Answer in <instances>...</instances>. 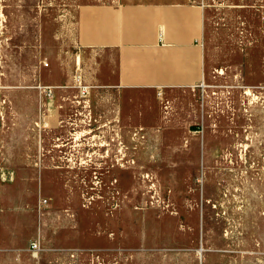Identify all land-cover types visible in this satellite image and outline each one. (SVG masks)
I'll use <instances>...</instances> for the list:
<instances>
[{"label":"rangeland","instance_id":"obj_1","mask_svg":"<svg viewBox=\"0 0 264 264\" xmlns=\"http://www.w3.org/2000/svg\"><path fill=\"white\" fill-rule=\"evenodd\" d=\"M118 1L0 0V264H264V0H205L206 80L121 110L60 34Z\"/></svg>","mask_w":264,"mask_h":264},{"label":"crops","instance_id":"obj_2","mask_svg":"<svg viewBox=\"0 0 264 264\" xmlns=\"http://www.w3.org/2000/svg\"><path fill=\"white\" fill-rule=\"evenodd\" d=\"M71 12L66 9L61 17L64 25L60 23L65 49L78 51L77 67L82 57V83L114 93L120 110L161 91L195 89L210 74L204 44L205 0H120L85 4ZM2 97L0 89V199ZM2 223L0 213V248Z\"/></svg>","mask_w":264,"mask_h":264},{"label":"built area","instance_id":"obj_3","mask_svg":"<svg viewBox=\"0 0 264 264\" xmlns=\"http://www.w3.org/2000/svg\"><path fill=\"white\" fill-rule=\"evenodd\" d=\"M77 81L80 84V88L83 89L82 90V93L83 92H87L88 87H85V86L84 87H81L82 80H81V77L80 76L77 78ZM39 88L41 89L42 93L45 94V95H47V96H49L53 92L52 89H51V87H39ZM38 247H39L38 246V243H33L32 244V248L33 249H37Z\"/></svg>","mask_w":264,"mask_h":264}]
</instances>
